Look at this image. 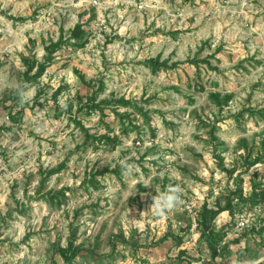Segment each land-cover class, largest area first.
Wrapping results in <instances>:
<instances>
[{
  "label": "rangeland",
  "instance_id": "obj_1",
  "mask_svg": "<svg viewBox=\"0 0 264 264\" xmlns=\"http://www.w3.org/2000/svg\"><path fill=\"white\" fill-rule=\"evenodd\" d=\"M93 1L0 0V264H64L55 252L71 239L104 256L85 264H264V201L217 217L227 248L214 259L197 224L204 203L213 206L223 193H264V161L249 167L244 149L247 143L256 156L264 146V0ZM79 22L88 42L76 50L68 40ZM61 37L67 41L30 85L31 98L15 105L8 98L23 79L24 60L44 62L45 47ZM218 48L214 69L201 63ZM158 56L178 66L154 73L145 61ZM100 83L98 101L124 96L150 119L114 105L81 113L91 133L119 135L115 148L86 143L71 118L76 98ZM213 92L231 94L229 106L216 107ZM69 105L74 113L61 111ZM126 112L140 129L123 134L118 115ZM125 159L135 168L130 175L120 167ZM97 172L104 173L101 187L84 186ZM168 185L182 188V201L156 217L152 196ZM61 190V206L42 199ZM168 233L182 237L181 245L160 242Z\"/></svg>",
  "mask_w": 264,
  "mask_h": 264
},
{
  "label": "trees",
  "instance_id": "obj_2",
  "mask_svg": "<svg viewBox=\"0 0 264 264\" xmlns=\"http://www.w3.org/2000/svg\"><path fill=\"white\" fill-rule=\"evenodd\" d=\"M85 30L84 26L81 22H79L74 29L72 30L71 37L68 40V42H72V46L78 50L82 49L86 46L88 40L84 38L85 36ZM67 41V40H65ZM64 41V37H61L59 41L53 42L50 41L49 45L45 47V51L47 52V58L44 62H38V61H28L24 60L26 65V71L23 74V79L19 85V87L27 83L29 86L31 84L37 83L46 73L47 69L53 64L55 59V54L58 50L62 48V46L66 43ZM220 52V48L217 49L215 53H213L210 56H207L204 60L201 61V63L206 64L209 68L214 69L212 67L211 59L216 57V53ZM217 61H219L217 59ZM192 64H196L198 66V60L192 61ZM145 65L151 69L152 72L157 73L163 69H174L178 66V64L169 65V62L167 60H161V57L158 56L156 58H151L147 61H145ZM33 71H35L33 73ZM33 73V74H32ZM91 86L90 84H88ZM104 85L103 83L98 84V90L99 91H93L91 95H88L86 98L84 97H77V101L79 106L76 108V111L74 113L73 105L67 106L65 109H61L62 112H68V113H74L75 116L73 117L71 115L72 121L75 124L77 128H79L82 133L84 134L86 143L90 141V144L93 146H112L116 147L117 143L120 140L119 135L117 134H111V132H114L113 130H109L106 133L103 134H96L91 133V131L86 128L84 125L83 120L80 118L81 113L86 111V114L91 116L92 114L96 112H101L103 114V106L104 105H114L116 108H125V109H133L135 113H137L139 116H141L144 120V123H149V117L148 112L145 111L143 106L139 105V102L129 100L125 98L124 96L115 98L111 100L110 102L107 101H98V94L99 92L103 91ZM63 88L59 87L55 90L53 93V98L56 100L58 96L61 94ZM12 99L14 101L15 105L17 106H23L18 103L16 91L12 93V95L8 98ZM210 101L218 108L222 109L224 107L229 106L230 102L233 99V96L231 94L222 95L220 92H213L209 95ZM60 106H57L58 110ZM248 112L253 113V110H249ZM260 115L264 117V110H261L258 112ZM60 114V112L58 113ZM103 116V115H102ZM57 117H60L57 116ZM118 118L120 119V125H121V133L128 134L132 131H136L140 129V126L135 122V118H132V114L126 112L123 115H118ZM11 119L17 121V118L15 115H11ZM216 127L212 126L210 129V136L213 140H217V137L215 135ZM153 134L155 132L153 131ZM244 149L247 152V164L249 167H252L262 161H264V146H261L260 152H256V156L253 153V149L249 147L247 143H245ZM65 167V164L62 163L59 168L55 170H50L46 174V178H43L40 183V191L44 190L46 188L47 180L59 173V171ZM103 172H97V174H92L91 178L89 180H86L84 186L88 183L93 189L98 190L101 187V182L98 180L97 175H103ZM232 174V173H231ZM41 193V192H40ZM42 199L51 203L52 205H58L61 206L62 203H64V200H66V190H61L55 194L52 192H48L45 194H42ZM264 201V193H257V190H253V193L249 199L244 197L243 191L241 187L236 188L233 192H229L228 194H221L219 197L216 198V201L213 206H209V204L204 203L202 208L199 210V214L197 217V224H198V230L200 232L201 238L205 241L206 247L211 254L212 259L216 258L220 251V248L224 249L227 246L225 243V239L227 238V231L225 229L217 230L215 223L217 217L226 211L232 212L235 209L239 208L240 212H245L246 209L249 207H254L261 202ZM236 202H239L236 204ZM191 227L190 223H187L185 228L186 230L181 231H187ZM262 232V231H261ZM122 241L125 242L124 236L120 237ZM167 239H173L175 240L177 245H181L182 243V237L174 236L172 233L165 234L160 240V242L166 241ZM116 245L113 244V253L115 252ZM57 255L60 256L64 264H85V261L87 260H93L96 262H102L104 256L98 255L96 252V248H87L83 245L76 244V241L71 239L69 240L67 246H58L55 252ZM183 255L184 252H181ZM181 256V255H180ZM106 257H113L106 256Z\"/></svg>",
  "mask_w": 264,
  "mask_h": 264
},
{
  "label": "clouds",
  "instance_id": "obj_3",
  "mask_svg": "<svg viewBox=\"0 0 264 264\" xmlns=\"http://www.w3.org/2000/svg\"><path fill=\"white\" fill-rule=\"evenodd\" d=\"M31 87L24 83L16 91L18 103L23 105L30 99ZM122 173L130 175L135 171L134 166L126 159L120 161ZM149 187V186H145ZM183 191L180 186L168 185L164 191L156 190V194L152 196V204L150 210L156 217H164L168 213L174 211L182 201ZM240 264H247V261H241Z\"/></svg>",
  "mask_w": 264,
  "mask_h": 264
},
{
  "label": "built area",
  "instance_id": "obj_4",
  "mask_svg": "<svg viewBox=\"0 0 264 264\" xmlns=\"http://www.w3.org/2000/svg\"><path fill=\"white\" fill-rule=\"evenodd\" d=\"M93 4L96 5V4H97V1L94 0V1H93ZM241 220H242V222H241V226H244L245 223H246V218L242 217ZM259 225H260L259 227H264V222L259 223ZM238 229H239V225H238V227H237L236 230H238ZM236 230H235V231H236Z\"/></svg>",
  "mask_w": 264,
  "mask_h": 264
}]
</instances>
